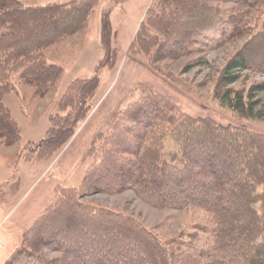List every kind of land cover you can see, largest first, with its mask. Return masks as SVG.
Listing matches in <instances>:
<instances>
[{"label": "trees", "instance_id": "16d2710c", "mask_svg": "<svg viewBox=\"0 0 264 264\" xmlns=\"http://www.w3.org/2000/svg\"><path fill=\"white\" fill-rule=\"evenodd\" d=\"M97 5L98 0L43 6L0 0V143L5 147L20 141V131L4 95L22 85L33 98L47 96L62 68L47 63L45 50L83 31ZM263 9L264 0H152L129 49L151 63L180 59L196 43L214 49L246 33ZM109 13L101 16L102 54L93 75L66 86L44 138L35 144L47 159L62 150L84 119L87 100L100 93L99 72L115 66ZM249 41L225 64L214 94L240 116L262 119L264 102L255 98L264 92V81L246 90L228 87L242 70L264 71V26ZM106 129L91 144V163L79 187H54V199L4 264H264V212L258 217L254 207L260 202L264 210V136L192 119L155 94H143L119 111ZM168 132L175 145L165 154ZM29 157L22 158H36ZM256 185L262 190L254 194ZM126 190L153 208L202 210L212 225L163 241L132 217L83 201ZM47 251L57 255L47 257Z\"/></svg>", "mask_w": 264, "mask_h": 264}, {"label": "rangeland", "instance_id": "374dc122", "mask_svg": "<svg viewBox=\"0 0 264 264\" xmlns=\"http://www.w3.org/2000/svg\"><path fill=\"white\" fill-rule=\"evenodd\" d=\"M19 1L24 6H43L71 0ZM151 2L98 0L83 31L45 50L47 63L62 68L55 88L42 99L33 98L31 90L22 85L4 95L3 104L19 128L20 141L12 147L0 143V264H4L15 248L20 246L22 234L52 202L55 186L79 187L91 163L88 157L91 144L98 134L107 132V125L113 116L137 102L143 94H155L168 100L178 113L192 119H207L217 125L242 128L264 136V118L242 117L222 104L214 94L225 64L246 42L263 30L264 9L249 21L250 27L246 33L230 42L214 49L196 43L180 59L151 63L147 55L129 49ZM222 6L224 9L228 5ZM108 10L111 46L117 56L115 66L99 72L100 93L94 100H87L89 107L85 110V117L76 124L72 137L62 150L47 159L44 151L35 144L44 138L49 127L48 117L57 112L58 99L66 86L74 79L93 75L102 54L101 16ZM239 76L229 88L246 90L251 84L264 81V71L242 70ZM125 99L126 102L123 101ZM255 99L264 102V92H259ZM151 131L158 134L154 129ZM167 135L168 138L162 141V153L165 154L175 145L173 138L169 137L172 134L168 132ZM21 156L38 159L27 161ZM261 190L262 187L256 185L253 193ZM83 201L97 208L130 216L163 241H170L181 233L186 235L197 226L212 225V219L202 210L193 207L184 210L153 208L138 199L132 190L118 194H96L84 197ZM254 207L258 217L261 216L264 212L261 203H256ZM56 255L46 252L47 257Z\"/></svg>", "mask_w": 264, "mask_h": 264}, {"label": "bare ground", "instance_id": "6f19581e", "mask_svg": "<svg viewBox=\"0 0 264 264\" xmlns=\"http://www.w3.org/2000/svg\"><path fill=\"white\" fill-rule=\"evenodd\" d=\"M239 161V160H238ZM240 164V163H239ZM237 165V164H236ZM237 170V169H236Z\"/></svg>", "mask_w": 264, "mask_h": 264}]
</instances>
